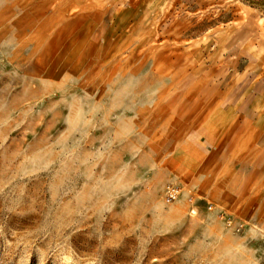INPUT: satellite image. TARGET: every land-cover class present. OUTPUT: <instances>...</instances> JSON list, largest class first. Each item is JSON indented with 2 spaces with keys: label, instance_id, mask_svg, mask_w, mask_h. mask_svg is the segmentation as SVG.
<instances>
[{
  "label": "rangeland",
  "instance_id": "obj_1",
  "mask_svg": "<svg viewBox=\"0 0 264 264\" xmlns=\"http://www.w3.org/2000/svg\"><path fill=\"white\" fill-rule=\"evenodd\" d=\"M96 3L0 0V264H264V229L194 183L206 149L169 137L211 22Z\"/></svg>",
  "mask_w": 264,
  "mask_h": 264
},
{
  "label": "crops",
  "instance_id": "obj_2",
  "mask_svg": "<svg viewBox=\"0 0 264 264\" xmlns=\"http://www.w3.org/2000/svg\"><path fill=\"white\" fill-rule=\"evenodd\" d=\"M97 1L93 18L115 0ZM171 4L189 5L190 13L211 22L204 33L217 40L211 48L185 47L184 53L202 56L175 63L189 72L175 84L174 97L186 108L174 116L169 137L175 149L189 148L183 141L206 149L194 183L206 184L220 206L264 229V0H157V19ZM217 17L221 24L214 28Z\"/></svg>",
  "mask_w": 264,
  "mask_h": 264
},
{
  "label": "built area",
  "instance_id": "obj_3",
  "mask_svg": "<svg viewBox=\"0 0 264 264\" xmlns=\"http://www.w3.org/2000/svg\"><path fill=\"white\" fill-rule=\"evenodd\" d=\"M181 193V188L175 184H168L164 188L163 192V202L166 205L173 204L179 197ZM192 199L189 198L188 203L191 204ZM212 209L211 205L207 206V210L210 211Z\"/></svg>",
  "mask_w": 264,
  "mask_h": 264
}]
</instances>
